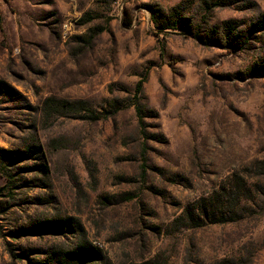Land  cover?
I'll use <instances>...</instances> for the list:
<instances>
[{
	"label": "rangeland",
	"instance_id": "obj_1",
	"mask_svg": "<svg viewBox=\"0 0 264 264\" xmlns=\"http://www.w3.org/2000/svg\"><path fill=\"white\" fill-rule=\"evenodd\" d=\"M3 2L0 264H264V0Z\"/></svg>",
	"mask_w": 264,
	"mask_h": 264
},
{
	"label": "trees",
	"instance_id": "obj_2",
	"mask_svg": "<svg viewBox=\"0 0 264 264\" xmlns=\"http://www.w3.org/2000/svg\"><path fill=\"white\" fill-rule=\"evenodd\" d=\"M228 33H230V34H232L234 31H235V28H234V26L233 25H228ZM162 28L163 29H165L166 28V26H162ZM237 39H240L241 38V35L240 34H238L237 36H235ZM241 40V39H240ZM145 82H146V80H143V81H141V82H139V84H138V90H137V93H141L142 92V89H143V86H144V84H145ZM136 110L138 111V113H140L141 112V106L137 103V107H136ZM1 211V210H0Z\"/></svg>",
	"mask_w": 264,
	"mask_h": 264
},
{
	"label": "crops",
	"instance_id": "obj_3",
	"mask_svg": "<svg viewBox=\"0 0 264 264\" xmlns=\"http://www.w3.org/2000/svg\"><path fill=\"white\" fill-rule=\"evenodd\" d=\"M4 8H5V3L3 2V0H0V21L3 15Z\"/></svg>",
	"mask_w": 264,
	"mask_h": 264
}]
</instances>
